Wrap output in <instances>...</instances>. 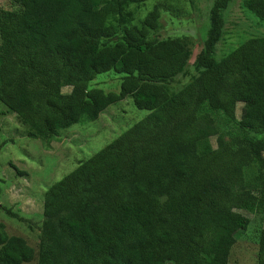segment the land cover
I'll return each instance as SVG.
<instances>
[{
	"label": "trees",
	"instance_id": "1",
	"mask_svg": "<svg viewBox=\"0 0 264 264\" xmlns=\"http://www.w3.org/2000/svg\"><path fill=\"white\" fill-rule=\"evenodd\" d=\"M15 1L18 10L0 9V102L32 138L49 143L127 96L150 112L45 191L38 264H60L61 251L65 264H231L233 231L264 209V172L254 170L264 147V36L216 61L230 0H214L198 57L204 70L169 93L163 84L184 71L189 53L177 40L150 38L160 9L139 25L111 23L148 0ZM243 4L264 25V0ZM110 71L122 75L119 92L90 88ZM222 116L241 142L200 149ZM32 258L0 223V264ZM256 261L264 264V229Z\"/></svg>",
	"mask_w": 264,
	"mask_h": 264
},
{
	"label": "rangeland",
	"instance_id": "2",
	"mask_svg": "<svg viewBox=\"0 0 264 264\" xmlns=\"http://www.w3.org/2000/svg\"><path fill=\"white\" fill-rule=\"evenodd\" d=\"M214 0H148L126 6L120 16L111 19L118 28L139 25L154 7L160 9L158 28L150 38L177 40L189 53L184 71L163 86L169 93L179 91L204 70L198 63L204 41L212 27L210 9ZM244 0H230L222 11L224 21L221 39L214 49V58L221 61L236 47L252 37L264 36L263 23L244 8ZM0 9L15 11V0H0ZM122 75L113 71L99 74L90 83L105 93L119 92ZM70 88H64L68 93ZM242 104L236 107L240 118ZM138 109L131 96L110 105L95 121L82 120L46 143L32 138L28 128L17 115L0 102V223L8 236L20 237L33 251V258L22 264H38L42 246L40 234L43 223L45 191L79 163L100 151L135 123L149 115ZM217 134L200 144V149L216 147L218 141L241 142L242 132L235 123L220 117ZM254 137V134H250ZM255 171L264 172V147L256 156ZM15 214L16 216H12ZM246 215L250 223L245 230L233 231L234 244L228 261L231 264H257L258 243L264 229V209ZM68 251L56 253L57 262L65 264Z\"/></svg>",
	"mask_w": 264,
	"mask_h": 264
}]
</instances>
